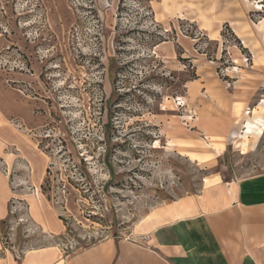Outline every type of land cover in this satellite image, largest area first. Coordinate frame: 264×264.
I'll use <instances>...</instances> for the list:
<instances>
[{"label": "rangeland", "instance_id": "374dc122", "mask_svg": "<svg viewBox=\"0 0 264 264\" xmlns=\"http://www.w3.org/2000/svg\"><path fill=\"white\" fill-rule=\"evenodd\" d=\"M221 1L0 0V176L13 196L0 257L50 244L68 256L125 238L153 209L197 193L205 176L260 171L264 154L241 155L230 144L203 168L176 153H212L181 107L168 109L194 78L187 43L203 63H217L221 79V67L235 66L228 54L215 59L213 31H203L221 26ZM238 2L251 24L264 19V0ZM221 34L241 50L227 26ZM194 96L207 104L189 89ZM25 195L51 206L64 233L33 226Z\"/></svg>", "mask_w": 264, "mask_h": 264}, {"label": "crops", "instance_id": "0c3cea01", "mask_svg": "<svg viewBox=\"0 0 264 264\" xmlns=\"http://www.w3.org/2000/svg\"><path fill=\"white\" fill-rule=\"evenodd\" d=\"M238 5V0L221 1L216 12L221 26L203 30L213 31L210 36L218 45L215 59L228 54L235 66L221 67L225 68L221 79L217 63H203L205 57L195 54L192 43H187L185 57L194 78L185 82V96H178L177 104L168 109L175 112L181 107L189 132L202 135L201 142L212 151L205 156L181 149L176 152L200 168L205 163L214 165L228 144L241 155L264 154V19L251 24L249 10ZM222 26L230 29L242 51L223 44ZM243 54L250 56V65ZM189 89L194 94L200 91L207 104H201L199 96L191 102ZM166 146L175 152L173 142ZM259 165L260 171L236 179L205 176L197 193L153 209L125 238H108L68 256L55 244L31 248L21 255L7 252L0 264H264L262 159ZM11 197L6 177L0 176V222L8 218ZM23 201L33 226L47 235L64 233L58 215L41 198L25 195Z\"/></svg>", "mask_w": 264, "mask_h": 264}, {"label": "built area", "instance_id": "2783aa9c", "mask_svg": "<svg viewBox=\"0 0 264 264\" xmlns=\"http://www.w3.org/2000/svg\"><path fill=\"white\" fill-rule=\"evenodd\" d=\"M222 42H223V44H230L229 40L223 39V37H222ZM232 46L236 47L235 45H232ZM244 58H245V60H244L245 62H249L250 57L248 55H244Z\"/></svg>", "mask_w": 264, "mask_h": 264}, {"label": "bare ground", "instance_id": "6f19581e", "mask_svg": "<svg viewBox=\"0 0 264 264\" xmlns=\"http://www.w3.org/2000/svg\"><path fill=\"white\" fill-rule=\"evenodd\" d=\"M241 152V151H240ZM242 154V153H241ZM36 194V193H35ZM50 233V232H49ZM54 233V232H53Z\"/></svg>", "mask_w": 264, "mask_h": 264}]
</instances>
